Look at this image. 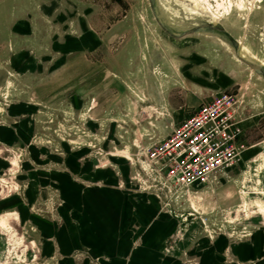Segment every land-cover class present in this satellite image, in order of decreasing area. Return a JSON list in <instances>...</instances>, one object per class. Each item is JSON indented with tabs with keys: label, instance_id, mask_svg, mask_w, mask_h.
Masks as SVG:
<instances>
[{
	"label": "rangeland",
	"instance_id": "1",
	"mask_svg": "<svg viewBox=\"0 0 264 264\" xmlns=\"http://www.w3.org/2000/svg\"><path fill=\"white\" fill-rule=\"evenodd\" d=\"M207 25L264 67V0H0V126L27 134L0 144V264H50L21 205L38 148L128 165L186 248L264 237V77ZM223 94L242 131L236 163L205 185H166L151 155Z\"/></svg>",
	"mask_w": 264,
	"mask_h": 264
},
{
	"label": "crops",
	"instance_id": "2",
	"mask_svg": "<svg viewBox=\"0 0 264 264\" xmlns=\"http://www.w3.org/2000/svg\"><path fill=\"white\" fill-rule=\"evenodd\" d=\"M24 138L0 126L3 146ZM30 154L21 205L50 264H264L262 236L191 249L173 241L175 216L161 198L136 189L128 165L104 168L81 149L38 148Z\"/></svg>",
	"mask_w": 264,
	"mask_h": 264
},
{
	"label": "built area",
	"instance_id": "3",
	"mask_svg": "<svg viewBox=\"0 0 264 264\" xmlns=\"http://www.w3.org/2000/svg\"><path fill=\"white\" fill-rule=\"evenodd\" d=\"M233 98L223 94L204 104L153 152L151 157L166 185H205L234 166L240 155L242 131L233 113Z\"/></svg>",
	"mask_w": 264,
	"mask_h": 264
},
{
	"label": "water",
	"instance_id": "4",
	"mask_svg": "<svg viewBox=\"0 0 264 264\" xmlns=\"http://www.w3.org/2000/svg\"><path fill=\"white\" fill-rule=\"evenodd\" d=\"M201 29H203V30L204 29H213V30L217 31L219 34H221L226 40H228L230 42V44H232L237 57L243 63H245L249 68H251L252 70H254L255 72L259 73L261 76L264 77V68L262 66H260L259 64L253 62V61H250V60L243 58L240 55V44H239V42L237 40H235L233 38V36H231L227 31L222 30V29H216L215 27H213L211 25L203 26V27H201ZM193 32H195V31H193Z\"/></svg>",
	"mask_w": 264,
	"mask_h": 264
},
{
	"label": "bare ground",
	"instance_id": "5",
	"mask_svg": "<svg viewBox=\"0 0 264 264\" xmlns=\"http://www.w3.org/2000/svg\"><path fill=\"white\" fill-rule=\"evenodd\" d=\"M231 48H233V47H231ZM233 50H234V48H233ZM234 54L236 55V53H235V50H234ZM240 55L243 57V58H245V59H247V60H250V57H248L247 55H246V53H245V51L243 50V48L242 47H240ZM236 57H237V55H236ZM238 58V57H237ZM238 60H240L239 58H238ZM250 61H252V60H250ZM260 65V64H259ZM260 66H262V65H260ZM263 67V66H262ZM264 68V67H263Z\"/></svg>",
	"mask_w": 264,
	"mask_h": 264
}]
</instances>
